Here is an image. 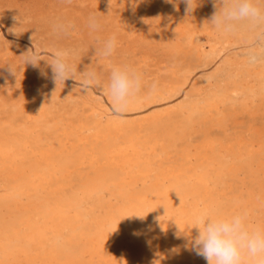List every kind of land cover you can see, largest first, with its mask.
I'll return each instance as SVG.
<instances>
[{
    "label": "bare ground",
    "instance_id": "6f19581e",
    "mask_svg": "<svg viewBox=\"0 0 264 264\" xmlns=\"http://www.w3.org/2000/svg\"><path fill=\"white\" fill-rule=\"evenodd\" d=\"M31 1L13 0L12 4L22 8L30 5ZM82 6L81 8L84 7ZM176 10L173 7L170 11L173 13ZM135 11L137 13V10ZM199 12L200 10L195 8L189 14L186 8L181 7L177 18L171 15L165 21H169L173 29L179 32L178 42L192 46L200 61L204 62L211 56L217 57L219 49L226 41L222 42L221 39H226L229 34L216 31L208 24L213 16H200L202 12ZM53 22L57 23L56 20ZM167 27L165 28L168 29ZM202 32L208 35V41L213 42L209 51L198 45V37ZM87 45L89 49V44ZM138 61L145 87L120 118L113 117L111 102L105 94V98L97 97L89 91L83 97L78 117L68 119L65 115L59 116V112L57 113L62 126L59 127L60 133L58 132L53 140L48 139V142L44 143L43 139L41 144L29 138L0 136V264H207L203 257L196 254L190 242V237L197 235L196 229L189 230L194 226L198 215L206 211L223 215L246 213L250 225L264 227V145L256 138L253 125H248L245 132L242 130L230 134L224 123L229 111L237 113V110H242L252 117L257 114L255 111L258 108H264V67L244 65L242 71L236 68L233 73L229 72V77L226 74L229 79L226 84L215 87L202 85L203 88L194 92L187 100L165 108L150 109L152 111L149 112V107L180 95L186 88L190 73L188 69H183V61L182 68L176 63V66L156 67L154 73L144 75L151 67L148 65L150 62L147 64L146 59ZM189 64L190 62L188 66ZM100 65L107 68L109 64L102 62ZM21 72L23 74V71ZM102 72L107 71L103 69ZM102 72H98L100 76L103 75ZM168 73L170 77L165 75ZM46 74L44 73L46 77L53 79V74ZM103 78L101 77L102 80ZM161 79L163 81H159ZM153 83L156 85L154 92L151 91ZM95 89L102 92L99 88ZM12 102L14 105V101ZM145 110L149 113H141V117H125ZM176 111L182 113V120L188 123H192L197 117L203 126L220 129L208 131L203 137L195 131L200 137L197 143L194 137L189 135L182 137L183 140L178 144L175 142L176 145L173 142L174 147L165 146L169 141L167 136L145 133L147 123L157 125L164 116L172 115ZM1 113L3 112H0V115ZM44 113V104L30 103L29 119L45 115ZM42 121L44 122L43 119ZM10 125L12 126L11 123ZM237 127L239 128V125ZM216 148L224 151L230 159L226 167L227 180L223 184L213 182L214 165L210 159ZM61 154L66 157L71 155L72 158L63 160ZM251 155L258 159L259 170L246 172L242 158ZM193 158L197 159L198 167H193ZM26 161L30 163L27 164ZM222 169L218 168V176L223 175ZM249 172L250 181H246ZM2 208H6L7 213H3ZM64 244L73 247L72 261L67 259L61 249Z\"/></svg>",
    "mask_w": 264,
    "mask_h": 264
},
{
    "label": "rangeland",
    "instance_id": "374dc122",
    "mask_svg": "<svg viewBox=\"0 0 264 264\" xmlns=\"http://www.w3.org/2000/svg\"><path fill=\"white\" fill-rule=\"evenodd\" d=\"M85 1L84 0H71V3H69L68 0H32L30 2V5L27 6L30 8H27V7L21 8V7L14 6L12 4L13 0H0V37H1L0 38L1 39L0 40V98L2 97V99H0V100H2L1 101L2 104L0 103L1 104L0 105V108H1L0 112H3L0 115V136H6V137L11 136V138H19V139L29 138L31 141H33V142L36 141V143H38V141H39V143H41V144H43V139H45L44 140V143H45V142H48V139L51 141V139L53 140L54 138H56V136L61 131V128H59V127L62 126V122L58 119L57 115L59 114V116H60L62 114V116L65 115L68 119H75L76 117H78V113L82 109L83 97L85 96V93H87V92H85L82 88H80L79 72H83L88 66H90V64H92L91 58L95 55V49H93V47L95 48L98 46L97 41L99 39H106L112 35H115L117 38V41H118V48H117L115 55L109 60H105V61L101 60L98 62L99 64L96 63L92 66L93 68L96 69L95 71H97V72H102L103 69L104 70L106 69L107 72L101 73V74H103L101 77H104L103 78L104 80L107 79V77H108L107 75H109L112 68L115 66H118V65H130L139 71L141 65L138 63L139 62L138 60H140V59H146L147 64L150 62L148 65L149 66L151 65V67L149 69H147L146 74H144V75L154 73L156 70L155 69L156 67H163V66L168 67V66H173L176 63H178L176 65H181L180 66L181 68L185 66L183 69L189 70L190 78H191V76L194 75L191 79L189 78V81L186 85V88H184L183 92H181V94L178 95L179 97L175 96L168 101H164V103L161 102L160 104L159 103L155 104L154 106L149 107L147 109V110H149V112L152 111L150 109L155 110V109H159L162 107L165 108L169 105L172 106V104L177 105L178 104L177 102H179V101L182 102V101L187 100L190 95H193V93L200 90V88L207 87V86L215 87V86H219L221 84L222 85L226 84L229 81V79H228L229 74L233 73L236 70V68H239L242 71V68L244 67V65H245V67H246V65H247V67H251V66L257 67V65H259L258 67H261V68L264 67V63L257 64V65H250L247 62V60H245L247 50L249 48L257 45L256 32L259 31L258 29H256V30L252 29L251 26L249 25V23L246 21L239 23L238 30L235 33H233L235 36L233 34H229V35L226 34L228 39L227 38L221 39L222 42L225 40L226 41L223 42V44H225V45H223L219 49L217 57L211 56L210 57L211 59L208 58L206 61L202 62V61H200L198 54L195 53L196 50L192 46H190L186 43H185V45H183V44L178 42V41H180L179 40V38H180L179 32L173 29V27L170 25L169 21L168 22L165 21L166 18L168 16H171V15H175L176 16L175 18H177L179 16L178 10L181 7L187 8V5H186V3L183 2V0H171L172 3L170 2V0H136V1L135 0H130V1L129 0H118V1L117 0H115V1L111 0V3L109 0H89V1L85 0ZM138 1H139V3H138ZM131 2H132V4H131ZM197 3H199V5L196 8L200 10L199 13L202 12L200 14V16H204V17L208 16L209 18H211L216 13V11L218 10L217 6L215 4V0H208V1L207 0H197ZM202 3H204V4H202ZM207 4H208V6H206ZM210 4H212V5H210ZM262 4H264V0H262ZM119 5L122 7H120ZM133 5L136 7H134ZM141 5H143V7ZM203 5H204V7H203ZM81 6L83 8H81ZM173 7H175L177 10H176V12L172 13L170 10ZM18 8H19V10H18ZM105 9H106V11H105ZM135 10H137V13H135L136 12ZM146 10H148V11H146ZM212 11H215V13ZM119 12H121V13H119ZM131 12H132V14H131ZM148 13L149 14L151 13V14L149 15ZM59 15H60V17H59ZM90 15H97L100 17V19L102 18L101 20L104 21V22L102 21L103 27H102V30L100 32L91 33L90 30L88 29L87 21H88V17ZM126 15L127 16L130 15V17H126ZM65 16H67V17H65ZM148 17L150 20H148ZM47 18H48V22L45 23ZM50 18L52 20L54 19L53 21L56 20L57 22H59V21H70L71 20V22L76 26L75 31H74L76 35H74V32H73L70 36L65 37V38L58 36L53 31L52 27H53V24H55V23ZM154 18H155V20H154ZM41 19H42V21H40ZM142 19H143V22H141ZM104 23H106V25H104ZM159 24L162 25L163 27L162 26L159 27L160 26ZM145 25H146V29H145ZM166 25L167 26L169 25V26L167 27ZM148 26H149V28H148ZM154 26L159 27V28H155ZM142 27H144V28H142ZM152 27H153V29H152ZM165 27H167L168 29H166ZM164 28H165V30H164ZM169 29H171V30H169ZM172 29L174 30V32ZM153 30H155V32ZM160 30H162V31H160ZM48 32H50V33H48ZM177 32H178V35H177ZM238 32H240V33L238 34ZM161 34L163 36H161ZM79 35H80V37H79ZM173 35H175V36L177 35V36L175 37ZM2 36H3V38H2ZM49 38H51V39H49ZM172 38H174V39H172ZM173 40H174V43H173ZM208 40H210L208 35L206 33L202 32L199 34V37H198V45L201 47L203 46L204 50L209 51L210 50L209 48L211 47V43H213V42L208 41ZM227 40L229 43H227ZM153 43H154V45H153ZM233 43H235V45ZM87 44H89V49L87 48L88 47ZM90 44H91V46H90ZM166 44H167V49H165ZM140 45H142L143 47H141ZM156 47H158V49ZM181 47L184 49H182ZM227 47H229V48H227ZM58 48L78 50V55L73 57V62L76 65V69H77L76 79L78 81L73 80V79H69V80L65 81L64 85L63 84L60 85V88H57V85L55 84L54 79L46 77L44 75V73L45 74L47 73L48 75L53 74L52 68L47 63L46 60H50V57L54 54V52ZM35 49L40 53L42 58L45 59V60H41L40 64L37 66L39 69L37 67L31 65V64L25 65L24 58L22 57L25 54H27L29 52V50L35 51ZM90 49H91V51H89ZM154 49H155V51H153ZM180 49H181V51H180ZM11 50H13V51H11ZM158 50L161 52H159ZM138 51H140L141 53ZM187 51H188V53H187ZM8 52H9V55H7ZM179 52H180V54H178ZM175 53H176V55H175ZM219 54H221L220 57H219ZM10 55H12V57ZM14 58H15V60H14ZM168 58H169V60H168ZM189 59H190V61H189ZM188 61L190 62L189 66H188V63H189ZM89 62H91V63H89ZM102 62H104V63L108 62V64H109L108 67L102 68L100 65V63H102ZM124 62H126V63H124ZM182 62H183L184 66H182ZM225 62H227V63H225ZM21 63H22V65L24 64L27 67H24V65L22 66ZM163 63H165V64H163ZM192 64H194V66ZM238 64H239V66H237ZM195 65H196V67H195ZM201 65H202V67H201ZM224 65H226V66H224ZM10 66H12L14 69H16L17 76H19V77L22 74L21 71H23V74L20 77V79H19V77L16 76V74L11 72ZM42 66L45 68H43ZM197 66H199V68H197ZM227 66H229V67H227ZM23 68H25V69H23ZM45 69H46V71H45ZM148 70H149V72H148ZM43 71H45V72H43ZM226 74L228 77H226ZM165 75L166 76L168 75L167 77H170L169 73L165 74ZM212 75H213V78H212ZM45 77L49 80H47ZM50 79H52V80H50ZM18 81H20V82H18ZM159 81H163V79H161ZM213 84H215V85H213ZM20 85H21V88H20ZM202 85H203V87H202ZM38 87H39V89H38ZM34 90H36V91H34ZM23 91H25V92H23ZM38 91H40L41 93ZM32 92L36 96V98L32 94ZM48 92L51 95L50 97H49ZM90 92L94 93L95 96H97V97L101 96V97L105 98L104 93L96 90L95 87ZM42 93H44V94H42ZM20 96L22 98H20ZM41 96H42V98H41ZM30 97H32V98L30 99ZM174 99H176V100H174ZM30 100H31V102H30ZM34 100H36V102ZM42 100H44V101H42ZM12 101H14V105H13ZM16 101H18V102L15 103ZM5 103L8 106H5L6 105ZM30 103L31 104H33V103L44 104L47 114L44 113L45 115H42L40 117H36L34 119L31 118L33 120V121H31V119L28 118V115L30 112ZM19 104H21V106H23L24 108L19 106ZM60 104H62V105H60ZM1 106H3V107H1ZM27 107H29V108H27ZM66 107H68V108L66 109ZM19 108H21V110ZM26 108L28 109L27 111H26ZM8 109H9V111H8ZM18 109L21 113L18 112ZM65 110L68 112L69 115L67 114V112L65 113ZM147 110H145V111H147ZM73 111H74V113H73ZM145 111L136 112V114L134 112L132 114L125 115V117L126 118L141 117V116L149 113L148 111L147 112H145ZM259 112H261V113H259ZM8 113H10V114H8ZM230 113L231 112L229 111V113H228L229 115L227 116V120H225V122H224L225 126L229 129L230 134H234L235 131L238 132V131H242V130H243V132H245V131H247L248 125H253V131H254V133L255 132L257 133V134L255 133V136H257L256 138L259 139L264 145V108L263 109L258 108L255 111V113H257V114L253 115L255 117H253V116L251 117V115L248 112L245 113L242 110H237V113H231V114ZM16 114H18L19 116ZM71 114H73L74 116H72ZM43 116L45 119L43 118ZM21 117H23V119ZM10 118L12 120H9ZM42 119L44 120V122L42 121ZM170 119H171V121H170ZM182 119H184L183 114L180 113L179 111H176L172 115L164 116L162 118L161 122H159V123L157 122V125L159 124L158 126L156 124L147 123L146 124L147 130L145 133L146 134L148 133V135H152V136H156V135H163L165 137L167 136L169 141H167L168 143H166L165 146L170 145V147H174L176 144H178L179 142H181L183 140L182 137L185 138V137H188L189 135H192L194 137V140L196 141L195 143H197V140L200 137H203L204 133L206 134V133L212 132L213 130H219L220 129V128L211 129V127L208 128V127L203 126L202 123L199 122L200 120L197 117L194 119V121L192 123L191 122L188 123L187 121L182 120ZM22 121H23V123H22ZM53 121L54 122L56 121L57 123L56 122L53 123ZM10 123L12 124V126L10 125ZM5 124H7V125H5ZM26 124H29V125L26 126ZM162 124H164V125H162ZM174 125L176 126V128H174L175 127ZM238 125H239V128L237 127ZM21 126H24L25 128L21 127ZM194 126L196 129L194 128ZM199 126L201 127L200 129H199ZM11 127L13 129H11ZM17 127H19V128H17ZM52 127H53V129H52ZM158 127H159V129H158ZM257 127H259V129L262 128V129H260L261 131ZM36 128H37L38 132L36 131ZM236 128H237V130H236ZM9 129H11V131ZM14 130H15V132H14ZM53 130H55L56 132ZM166 130H168L170 132L168 133ZM32 131H34V132H32ZM195 131L197 132V135H199L200 137L196 135ZM20 132L22 134H20ZM44 132H45V134H44ZM180 133L181 134L183 133V134L181 135ZM170 134L173 136H169ZM179 136H180V138H179ZM35 137H37V138L35 139ZM173 142H174V144L176 142V144L173 145ZM213 153L214 154H212L213 156L211 155V159H210V162L214 165V168H213L214 170L213 169L212 170H213V178H215V179H213V182L223 184L227 180V178H226L227 177L226 167L229 165L230 159H229V156L224 151L220 150V148H216ZM224 154H226L227 156L225 157ZM60 156L63 157L62 158L63 160L66 158H68V159L72 158L71 155H68L69 157H66L65 155L61 154ZM26 163L29 164L30 161H26ZM242 163L244 165V169L246 172L259 170V161L254 155L247 156V157L244 156L242 158ZM193 167H198V161L196 158H193ZM218 168H223L222 169L223 175H219V176L217 175ZM248 176L249 177L251 176L250 172L247 173V175H246V177H247L246 181H250ZM219 177L220 178L222 177V178L219 179ZM76 181L78 182L79 179H76ZM83 208H85L84 204H83ZM2 212L7 213V209L2 208ZM10 216L13 218L12 214H10ZM72 248L73 247H70L67 244H64L61 246V249L64 250L63 251L64 255L70 261H72L73 257H74Z\"/></svg>",
    "mask_w": 264,
    "mask_h": 264
},
{
    "label": "clouds",
    "instance_id": "9594fccd",
    "mask_svg": "<svg viewBox=\"0 0 264 264\" xmlns=\"http://www.w3.org/2000/svg\"><path fill=\"white\" fill-rule=\"evenodd\" d=\"M71 3V0H68ZM171 2V0H170ZM186 12L191 13L199 5L197 0H183ZM111 3V0H110ZM217 11L213 15L211 24L214 29L224 34H232L238 30L240 22H248L256 32L257 45L249 48L246 60L250 65L264 63V4L262 0H215ZM206 24V23H205ZM71 21H59L53 24V31L58 36L68 37L75 31ZM87 27L91 33L102 30L103 24L99 16L90 15ZM95 47L92 64L83 72H79L80 88L85 92L94 87L99 88L110 100L114 118H120L141 95L145 87L142 74L130 65H118L112 68L106 80L92 67L101 60L111 59L118 48L115 35L106 39H99ZM78 55L76 49L58 48L46 60L51 66L53 79L57 88L69 79L76 80L77 69L73 57ZM24 63L38 66L42 58L40 53L29 50L22 56ZM11 71L16 70L10 66ZM156 85H151V91ZM246 213L223 215L211 211L203 212L195 218L194 226L197 230L194 238L190 237L193 250L203 257L207 264H264V227H253L248 222ZM183 232V230L181 229ZM190 235L189 233H185Z\"/></svg>",
    "mask_w": 264,
    "mask_h": 264
}]
</instances>
